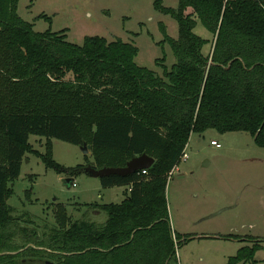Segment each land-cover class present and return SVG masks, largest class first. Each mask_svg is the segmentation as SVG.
Listing matches in <instances>:
<instances>
[{
    "label": "trees",
    "instance_id": "16d2710c",
    "mask_svg": "<svg viewBox=\"0 0 264 264\" xmlns=\"http://www.w3.org/2000/svg\"><path fill=\"white\" fill-rule=\"evenodd\" d=\"M18 5L0 0V264H178V240L193 237L172 228L168 175L191 135L245 131L264 147V0H154L179 25L173 38L160 24L176 58L162 74L136 62L132 42L86 36L75 44L65 30L36 31ZM198 20L212 34L208 54ZM32 135L46 138L44 152ZM53 138L90 145L96 168L143 153L155 161L101 179L105 188H130L121 202L88 204L74 220L59 203L55 224L41 226L8 204L26 154L70 178L86 167L57 162ZM263 247L243 246L226 264L255 262Z\"/></svg>",
    "mask_w": 264,
    "mask_h": 264
},
{
    "label": "rangeland",
    "instance_id": "374dc122",
    "mask_svg": "<svg viewBox=\"0 0 264 264\" xmlns=\"http://www.w3.org/2000/svg\"><path fill=\"white\" fill-rule=\"evenodd\" d=\"M163 3L178 6V0ZM18 13L36 31L65 30L67 40L75 44H82L86 36L132 42L139 48L136 62L158 74L176 61L171 45L162 42L160 24L177 38L178 22L157 10L154 0H19ZM195 32L210 40L203 49L208 54L212 34L200 20ZM29 141L34 150L45 151V137L32 135ZM86 146L87 153L80 145L53 138V157L67 167L96 166L93 149ZM186 150L189 157L168 175L167 185L172 228L193 237L188 242L178 240V264H226L243 246L255 242L264 246V147L249 132L209 129L193 133ZM65 178L47 168L36 153H27L8 204L18 216L28 213L41 226L53 225L57 204L65 205L74 220L89 211L88 204L120 202L127 187L105 188L101 177L87 173L75 176L70 185ZM94 217L101 220L106 214ZM238 264H264V247L256 251L255 262Z\"/></svg>",
    "mask_w": 264,
    "mask_h": 264
},
{
    "label": "water",
    "instance_id": "95a60500",
    "mask_svg": "<svg viewBox=\"0 0 264 264\" xmlns=\"http://www.w3.org/2000/svg\"><path fill=\"white\" fill-rule=\"evenodd\" d=\"M82 149L85 153L88 151V146L83 145ZM155 159L148 155L147 153H143L141 155H137L132 157L125 166L121 167H102L96 168L89 164L85 167L84 173L90 174L95 177H108L111 175H119V176H128L131 175L139 170L149 168L154 163ZM74 180V178L67 177L65 181L68 185ZM47 264H53L52 262L48 261Z\"/></svg>",
    "mask_w": 264,
    "mask_h": 264
},
{
    "label": "built area",
    "instance_id": "2783aa9c",
    "mask_svg": "<svg viewBox=\"0 0 264 264\" xmlns=\"http://www.w3.org/2000/svg\"><path fill=\"white\" fill-rule=\"evenodd\" d=\"M212 144H215V145H217V146H221L220 143H218V142L215 141V140L212 141ZM188 157H189V155H188V152H187V150H186V148H185V150L183 151V153H182V155H181V157H180V160H182V159L186 160ZM177 165H178V164H176L175 167L172 169V171H170V173H169L170 175L172 174V172L174 171V169L177 168ZM142 172H143L144 174H147L145 170H143ZM74 183H75V182H74ZM75 185H76V184H75ZM174 237H175V236H174Z\"/></svg>",
    "mask_w": 264,
    "mask_h": 264
},
{
    "label": "crops",
    "instance_id": "0c3cea01",
    "mask_svg": "<svg viewBox=\"0 0 264 264\" xmlns=\"http://www.w3.org/2000/svg\"><path fill=\"white\" fill-rule=\"evenodd\" d=\"M129 191H130V188H129V187H126V190H125V192H124V197L122 198V200L125 199V198L127 197V194L129 193ZM122 200H121V201H122ZM121 201H120V202H121ZM109 203H110V202H109Z\"/></svg>",
    "mask_w": 264,
    "mask_h": 264
}]
</instances>
